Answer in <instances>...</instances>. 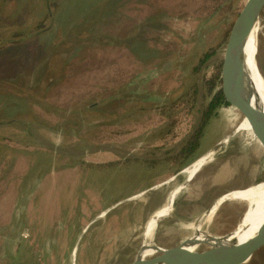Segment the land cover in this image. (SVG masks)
Wrapping results in <instances>:
<instances>
[{"label":"rangeland","instance_id":"1","mask_svg":"<svg viewBox=\"0 0 264 264\" xmlns=\"http://www.w3.org/2000/svg\"><path fill=\"white\" fill-rule=\"evenodd\" d=\"M245 1L0 0V264H128L165 206L163 248L238 224L245 201L208 214L264 184L262 147L231 105L202 120ZM259 23L264 75V7ZM244 264H264V246Z\"/></svg>","mask_w":264,"mask_h":264},{"label":"water","instance_id":"2","mask_svg":"<svg viewBox=\"0 0 264 264\" xmlns=\"http://www.w3.org/2000/svg\"><path fill=\"white\" fill-rule=\"evenodd\" d=\"M263 7L264 0H246L237 14L224 47L218 91L222 99L228 105L235 107L247 120L254 137L246 132L262 147L264 156V127L262 135L259 134V128L264 123V108L253 85L251 73L247 69L245 53L248 37L253 27L259 24ZM226 139L218 142L216 147L211 149L213 153ZM240 221L223 235L205 233L196 229V234L187 236L167 248L155 243L147 246L143 241L135 258L128 264H244L254 252L264 246V222L252 237L241 243L224 240L225 237L233 234ZM200 235H207V240L200 241L198 239ZM202 245L204 247L198 250L197 248ZM192 247L195 248L190 250L189 248ZM147 249H152L154 253L143 257V252Z\"/></svg>","mask_w":264,"mask_h":264},{"label":"bare ground","instance_id":"3","mask_svg":"<svg viewBox=\"0 0 264 264\" xmlns=\"http://www.w3.org/2000/svg\"><path fill=\"white\" fill-rule=\"evenodd\" d=\"M257 30H258V24H256L253 27L248 37L245 46V53L247 56V66L249 67V68L247 67V69L251 73V79L253 81V85L259 95V101L264 108V75L261 73L257 62L258 38H259V36L257 37L258 35ZM263 127H264V123H262L261 127L259 128V134L261 135L263 133ZM238 129L245 130L254 137L251 127L245 118H243L242 121L239 123ZM213 154H214L213 151H210L208 154L201 157L197 162L186 168L183 171L186 173V178H188L191 175L194 169L199 168L207 158L212 157ZM226 200H242L248 203L249 205L244 218L241 219L236 230L233 232L232 235L225 237L226 239H224L226 241L235 240L238 243H241L249 239L250 236L253 234V232L256 230V228L259 226V224L264 220V184H258L254 186L251 185L244 189H235L227 194H224L211 207L208 215L209 216L212 215L213 212L216 210V208ZM169 212H170V207L165 206L164 208L158 210L155 213L154 217L149 220L144 232L145 234L144 245L152 246V235L156 227L157 219L160 215L168 214ZM196 229H199V227H196ZM198 239L200 241L207 240V235H200ZM194 248L195 247L189 249L193 250ZM153 253L154 251L152 249H147L143 252V257H146L148 254H153Z\"/></svg>","mask_w":264,"mask_h":264},{"label":"trees","instance_id":"4","mask_svg":"<svg viewBox=\"0 0 264 264\" xmlns=\"http://www.w3.org/2000/svg\"><path fill=\"white\" fill-rule=\"evenodd\" d=\"M215 51H207L199 60V63L194 67V70H197L198 68H200V66L207 60V58H209L212 54H214ZM216 64V62H215ZM219 79V74H215L212 79H208L207 81V84L209 85L208 86V89L207 91L208 92H211L213 90V87H215L216 85V81ZM204 84H203V88H204ZM225 103L227 104L221 97L220 95V92L219 91H216L215 94L213 95L212 99L210 100V102L208 103V108L207 110L204 112V116H205V119L203 118L202 120V125H204L206 119L208 118V116L210 115V112H212V109L214 107L217 106V104L219 103ZM228 105V104H227ZM201 127V126H200ZM201 137V134H200V131H196L194 133V135L188 139V141L186 142V144L183 146L181 152L183 153L184 156L188 157L194 149H196V147L198 146L199 144V141H200V138Z\"/></svg>","mask_w":264,"mask_h":264},{"label":"flooded vegetation","instance_id":"5","mask_svg":"<svg viewBox=\"0 0 264 264\" xmlns=\"http://www.w3.org/2000/svg\"><path fill=\"white\" fill-rule=\"evenodd\" d=\"M199 157H200V156H199ZM199 157H198V158H199ZM198 158H196V159H198ZM196 159H195V160H196ZM195 160H194V161H195ZM203 167H204V166H203ZM203 167H201V169H200L199 171H201V170L203 169ZM197 173H198V172H197ZM222 196H223V195H222ZM220 197H221V196H219V198H220ZM209 199H210V198H206V199L203 200V201H208ZM217 199H218V198H217ZM217 199H216V200H217ZM216 200H215V202H216ZM213 204H214V203H213Z\"/></svg>","mask_w":264,"mask_h":264}]
</instances>
